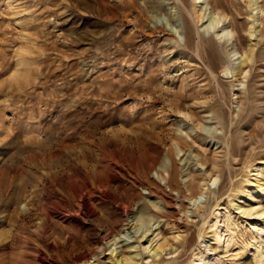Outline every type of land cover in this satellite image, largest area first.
I'll return each instance as SVG.
<instances>
[{
    "label": "rangeland",
    "instance_id": "rangeland-1",
    "mask_svg": "<svg viewBox=\"0 0 264 264\" xmlns=\"http://www.w3.org/2000/svg\"><path fill=\"white\" fill-rule=\"evenodd\" d=\"M204 3L0 0V264H264V0Z\"/></svg>",
    "mask_w": 264,
    "mask_h": 264
},
{
    "label": "bare ground",
    "instance_id": "bare-ground-1",
    "mask_svg": "<svg viewBox=\"0 0 264 264\" xmlns=\"http://www.w3.org/2000/svg\"><path fill=\"white\" fill-rule=\"evenodd\" d=\"M256 1L257 0H249V6L250 7H252V6H254V9L253 10H256V11H258V9L256 8ZM208 4H205L204 3V0H195V8L197 9L196 11V13H197V16H198V20L200 19V20H203V19H205V18H207V21L206 22H208V28H212L213 29V31L216 29V30H219L218 32H217V34H216V36L217 37H219L220 39L222 38V39H224L225 40V42L224 43H227L228 42V38H229V36H231V32L229 31V30H227L226 28H224V27H220L219 25L221 24V19L218 17V16H216V15H214V13L213 12H208L207 13V11H208ZM261 13L263 12L262 10H259ZM200 13V14H199ZM252 32V31H251ZM252 36V35H251ZM250 54V53H249ZM237 55V53L235 52L234 53V56H236ZM233 56V57H234ZM240 58H242V56L240 57ZM242 60V59H241ZM245 60H249V56H248V54L246 55V57H245ZM244 61V60H243ZM245 62V61H244ZM239 66H240V63L238 64V65H236V67H235V72L236 73H238V69H239ZM261 185V184H260ZM258 187V186H257ZM262 187V185L261 186H259V189ZM264 189V188H263ZM261 192V191H260ZM254 195V194H253ZM252 196V195H251ZM253 197V196H252ZM196 201H197V198H194L193 199V201H192V203H196ZM127 210V209H126ZM90 211H92V210H90ZM92 213V212H91ZM261 216H264V212H262L261 214H260ZM215 232H216V230H215ZM217 233V232H216ZM217 234H219V233H217ZM109 235V234H108ZM215 235V234H214ZM215 237H216V235H215ZM218 237V236H217ZM219 238V237H218ZM217 238V239H218ZM220 241V240H219ZM163 249H162V247H158V249L156 250V251H162ZM123 252V251H122ZM112 254H113V252H112ZM123 254V253H122ZM121 254V258L119 259V255H118V253L113 257L112 255H110V256H108V258H107V264H133L132 263V261H130V260H132V257L128 254V256H124V255H122Z\"/></svg>",
    "mask_w": 264,
    "mask_h": 264
}]
</instances>
